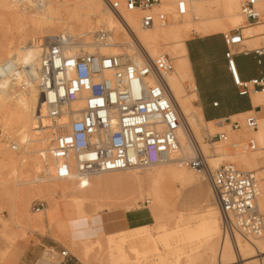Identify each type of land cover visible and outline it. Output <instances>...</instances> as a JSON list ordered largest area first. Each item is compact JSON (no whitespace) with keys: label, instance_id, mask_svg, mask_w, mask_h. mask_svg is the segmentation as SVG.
Returning a JSON list of instances; mask_svg holds the SVG:
<instances>
[{"label":"bare ground","instance_id":"bare-ground-1","mask_svg":"<svg viewBox=\"0 0 264 264\" xmlns=\"http://www.w3.org/2000/svg\"><path fill=\"white\" fill-rule=\"evenodd\" d=\"M110 1L122 3V0ZM177 1L179 0H162L160 5L154 7L155 11L167 12L166 23L143 28L140 25L141 13L138 10L127 11L121 6L119 17L110 10L109 0H22L21 2L0 0V23L19 33L18 37L9 44H0V64L4 61L7 63L5 71L1 70L0 75V123L2 124L0 136L11 139L9 143H3L0 139V190L6 191L12 185L15 187L12 190L14 196L19 198L22 205H27L29 200L27 191L22 192L19 187L24 184H36L32 192L41 194L46 188L43 186L44 182H61L63 189L70 195L61 206L64 217L60 218L58 228L61 232L69 231L72 243L76 244L75 249L78 251L76 254L84 261L93 256L95 248L102 247L100 236L103 235L107 238L104 246L106 264H142L138 258L135 260L128 256L125 246L129 239L125 231L140 230L154 221L162 232L158 241L169 249L173 248L186 254L184 258L174 260L165 255L162 257L163 264H233L237 260H241L244 264H263L262 239L246 237L240 233H235L234 237L223 234L219 210L216 204L210 201L213 197L207 181L209 194L201 204V210L196 212L194 208L185 212L176 209L169 211V206L158 189V177L162 174L163 166H169L167 173L178 184L184 186L199 182L201 174L191 167L187 170L185 165L179 163V158L182 156H192L201 151L205 154L209 165L216 166L226 156L237 153L238 157L234 158L233 162L235 160L237 164L246 165V172H256L257 182H261L257 183L258 195L264 202V174L257 167L258 155L264 153V90L256 91L250 88L253 104L263 108L262 115L260 112L261 116L258 117L257 129L250 134L234 135L235 142L231 141V144L228 141L233 135L226 137L223 143L217 140L214 142L218 143L216 150L210 152L203 137V124L216 123L224 119L205 121L200 107L194 104L197 95L185 45L186 37L192 29L203 34H213L238 26L242 21L239 12L240 0H183L187 7V12L183 15L176 13ZM218 6L222 8L223 16L231 20L229 25L223 23L219 16L212 15L213 9ZM257 7L259 12L264 14V0H258ZM100 29L110 31V36L105 42L94 38L95 32ZM61 32L79 38V43L73 50L99 52L102 55L122 54L140 62L144 61L145 56L152 59L167 56L170 59L171 67L162 75L180 112L182 124L178 130L180 147L167 161L148 166H133L126 170L95 173L83 178H78L75 172L65 180L55 177L54 160L49 153L53 130L47 127L46 107L38 87L40 76L38 68L42 38ZM241 34L242 44L247 43L248 48L264 43V20L258 24L242 27ZM104 76L110 78L112 74L107 71ZM185 82L188 83L187 90L184 86ZM70 106L81 108L83 101L78 99ZM254 112L250 110L236 116H245ZM241 138L244 140L251 138L254 149L240 151L237 147L230 151L227 142L237 146L243 141H240ZM8 147L14 148V152L9 151ZM139 169L147 172L145 180L138 177ZM27 172L34 173V176L29 177ZM36 172L42 174L35 176ZM125 172L128 173L126 177L135 183L129 192L130 195L132 197L138 195L132 198L133 202L125 208L106 210V217L110 220L119 218L122 223L120 227L111 228L112 230L87 227V223H97L100 217L102 218L101 214L105 213L103 211L90 213L86 209L87 204L94 205L93 212H95L105 200L110 198L91 189L92 176L98 178L101 174L120 175ZM10 179L15 180L16 184ZM101 181L99 180L100 183ZM142 181L147 183L145 192L147 205H139L136 201L137 197L142 196L143 190L139 189ZM54 204L55 199L50 197L48 208H43L41 211H48L51 217H54L52 213ZM125 213L132 216L131 226L123 219ZM187 213L195 214L185 217ZM39 225H42V221ZM88 231L93 234H89ZM218 232H220L219 240L215 238ZM184 245L191 249L182 251ZM129 249L136 251L134 247ZM155 249L158 250V247ZM99 264L104 263L100 261Z\"/></svg>","mask_w":264,"mask_h":264},{"label":"built area","instance_id":"built-area-1","mask_svg":"<svg viewBox=\"0 0 264 264\" xmlns=\"http://www.w3.org/2000/svg\"><path fill=\"white\" fill-rule=\"evenodd\" d=\"M257 2H240V12L247 25L261 22ZM161 3L162 0H122V3L109 0L108 5L119 17L121 6L127 11L138 10L140 25L150 28L168 20L166 12L154 10ZM175 10L178 15L185 14V2L177 1ZM109 36L110 31L105 29L94 34L101 42ZM222 37L227 48L224 54L227 68L238 94L248 95L250 88L264 90L263 78L238 80L234 48L243 45L240 28L222 33ZM78 43L79 38L61 32L44 36L40 47L38 87L46 107L47 127L53 130L49 153L54 160L55 177L65 180L75 172L78 178H83L167 161L180 147L178 130L182 124L162 75L171 67L170 59L145 56L140 62L122 54L73 50ZM256 52L263 54L264 48ZM6 65L5 61L0 64V75ZM107 71L112 74L110 78L104 76ZM78 99L83 101V106L71 107ZM216 105L214 102L213 106ZM224 120L232 130L241 126L230 117ZM243 126L247 130L257 129V116L246 115ZM226 137L224 132H217L210 135L209 140L225 141ZM241 147L254 149L251 139L242 142ZM179 163L202 174L209 183L224 235L234 237L235 233H240L264 241V220L257 206L254 172L242 171L232 163L212 168L201 151L182 156ZM43 208L44 203L39 201L31 209L40 212ZM60 254L69 255L65 249ZM233 264L244 263L237 260Z\"/></svg>","mask_w":264,"mask_h":264},{"label":"rangeland","instance_id":"rangeland-1","mask_svg":"<svg viewBox=\"0 0 264 264\" xmlns=\"http://www.w3.org/2000/svg\"><path fill=\"white\" fill-rule=\"evenodd\" d=\"M262 14L263 13H260L261 21L264 20L263 18L264 14L263 15ZM212 15L219 16L221 21L225 23L226 25L230 24L231 20L223 16V10L220 6L215 7L213 9ZM241 18H242V21L238 26L231 27V29L228 28L227 30H223L221 32L227 33L230 30L237 29V28L242 29V27L247 26V22L242 14H241ZM10 29L12 28H8L7 26L3 25V23H0V44L1 43L9 44L11 41L15 40L18 37L19 33L16 30H13V29L10 30ZM197 34H203V33L197 32L193 29L190 30L186 37V40L187 38H189V36L192 37ZM247 45H248L247 43H244L241 46H236L234 49L239 50V49H242L243 47L248 48ZM184 86H185V89L187 90L188 83L185 82ZM262 109L263 108H261V110ZM261 110L255 111L253 113L257 116V121L259 119L258 117L262 115ZM260 112H261V115H260ZM245 116L231 117L232 121L238 120L241 125L240 128L237 130H232L230 127V124H228L224 120H219L216 123L211 122V123L203 124L202 132H204L203 134L205 136L203 135V137L205 138V142L208 144V150L210 152H214L216 150L218 143H214V142L217 141L218 139L212 138L211 140H209V136L217 132H224L225 134H227V138H229L230 135H233V137L229 138L228 142L230 144L232 143L231 141L235 142L234 135H246V134H250V132L252 133L253 130H247L243 126V120ZM1 125L2 124L0 123V131L2 134ZM206 130H207V133H206ZM206 136H207V140H206ZM248 138L246 140H249ZM0 139H1V142L3 143L11 142L10 137L9 139L7 138L5 139L1 135ZM246 140H244V138L240 139V141L242 142ZM221 142L223 143L224 141H221ZM228 142H227V145H228L227 147L230 149V151L237 149V147L239 148L240 151L243 149L241 147L242 142H240L237 146H232L228 144ZM4 145L6 146V144ZM7 149L9 151L11 150V152L12 151L14 152V150H12L10 147H8ZM36 156H38V154ZM236 157H238V154L232 153L226 156L218 165L216 166L211 165V167L216 168L220 166L221 164L232 163L238 169L242 171H247L246 170L247 167L243 163L237 164L235 163V160L233 162V159ZM257 161H258L257 167L260 170H262V173L264 174V153H261V155H258ZM168 167L169 166H163L161 168L162 174L159 175L158 177V180H159L158 189L163 194L165 202L167 206H169V211H172L173 209L179 210L182 208V205L183 207H185L186 205L191 204L193 200L191 197H189V194H186L180 199L177 205V199L181 193V190L185 186H188V185L183 186L181 184L176 183L175 180H173V178L170 177V175L167 173ZM186 169L188 170L191 168L186 166ZM27 173L29 174L28 175L29 177H32V175L34 176V173L33 174H31L30 172H27ZM41 174H39V172H36L35 176L36 175L39 176ZM127 175H128L127 172L122 173L120 175L119 174L118 175L116 174L102 175L101 174V176L98 177L100 178L99 180H102L101 183L99 182V180H97L98 179L97 176L96 178L95 176H92L93 184L91 186V189H93V191H95L96 193H101V194L103 193L104 195H108L110 198L105 200L104 204L99 209H97V211L95 212H93L94 205H92L91 203L87 204L86 206L87 211L90 213L96 214V213H101V211L107 212L108 210H111V209L115 210L118 208H125L127 207L128 204H131L133 202L132 198L136 197L138 194H135L133 197L130 195L129 192L132 190L133 184L135 183H133L134 182L133 180L130 181V179L126 177ZM22 177L24 178V176ZM138 177L145 180V178L147 177V172L143 169H139ZM203 178L204 177L201 174V178L199 177V182L202 183V185L204 186V187L203 186L201 187V189L203 190V196H204L205 191L203 188L207 186V182ZM10 181L11 182L14 181V183L16 184L15 180L10 179ZM96 181L97 183H95ZM257 183L260 184L261 182L258 181ZM10 186L9 187L7 186L8 190L6 191L0 190V264H10V262L8 263L7 259L10 258L11 249L14 245L13 243L16 242L15 240L19 238H23V239L27 238L29 234H33V233L49 235L55 242L59 243L61 246H63L65 250L68 251V253L70 254L69 256L75 257L78 260H81L87 264H99L100 261L106 264L105 262L106 250L104 249V246L106 244L107 238L105 236L103 235L100 236V244L102 247L94 249V253L92 254L94 257L92 256L86 261H84L82 260V258L78 256V254H76V251H77L75 249L76 244L72 243L70 239L69 231L66 230L64 232L63 231L61 232V229L58 228V224L60 223L59 221H61L60 218L62 219L64 217V212L61 209V206L63 205L65 200L68 199V196L70 195L68 192H66L63 189V185L61 182H53V181L44 182L43 186L44 187L46 186V188L44 192H41V194L32 192L33 191L32 189L36 186V184H30V185L24 184L22 186L20 185L21 187L19 188L23 190L22 192L27 191V194L29 197L27 205H24V204L22 205L21 202H19L20 201L19 198L17 196H14V192L12 191L15 187H13L12 185ZM95 187L97 189H95ZM139 189L143 190L142 196L140 198L137 197L136 201H138L137 203L139 205H142V204L147 205L148 203H146V196H145V192L147 190V183L145 181L144 182L142 181L141 188ZM199 191H200V186L197 187L193 191V193L196 194ZM47 196L48 198H46ZM49 196L55 199V204L52 210L54 217H51L49 212L45 210L41 212L32 211L31 209L32 205L39 201H42L44 203V208H48L49 206L48 199L50 198ZM258 197H259L258 198L259 209H260V212L263 214V220H264V202H262L263 200L260 198L261 197L260 195H258ZM210 201L214 203L212 198ZM200 208H201V205L194 208L195 209L194 212L200 211L201 210ZM194 214L195 213H187L185 214V217L194 216ZM40 221H42V225H39ZM125 234L128 236V239H129L128 243L125 246L126 247L125 249L128 251V254H129L128 256L135 260L138 258V260L141 261L142 264H163L162 257H164L165 255L171 260H174L176 258L181 259V258H184V256H186V254L181 253V251L174 250L173 248L169 249L167 246H163L164 244H162V242L158 241L159 237L162 235V232H160V229L156 226L154 221H152L150 224H148L146 227L140 230H131V229L127 230L125 231ZM98 235L99 233H97L96 236ZM215 238L219 240L220 232L217 233ZM129 247H134L136 251L134 252L133 250H130ZM156 247H158V250L155 249ZM183 247L184 248L182 249V251H187L191 249L187 245H184ZM50 252L54 253L52 251Z\"/></svg>","mask_w":264,"mask_h":264},{"label":"crops","instance_id":"crops-1","mask_svg":"<svg viewBox=\"0 0 264 264\" xmlns=\"http://www.w3.org/2000/svg\"><path fill=\"white\" fill-rule=\"evenodd\" d=\"M222 33L189 36L185 43L190 61L191 76L197 95L194 104L200 107L205 121L234 117L250 110H261V106L253 104L251 92L244 96L238 94V87L235 85L227 68V61L224 55L227 48L224 44ZM262 48H264L263 42L254 48L243 47L239 50L234 49L239 81H249L255 78L264 79V53L258 54L256 52L257 49ZM214 102L217 103L216 106H213ZM199 186L200 191L196 194L193 193ZM202 186V183L196 182L185 186L181 190L177 205L186 194H189L193 201L185 207L182 205L179 210H192L205 201L207 194H209V187L207 184L203 188L205 191L203 196ZM101 216L102 218L100 217L97 223H87V227L112 230L113 228H119L122 224L118 220L119 218L115 219L116 223L115 220H110L106 217V212L101 214ZM123 219H125L127 225L131 226L133 224L131 214L125 213ZM84 225L86 226V224ZM88 233L93 234L90 231ZM15 241L11 249L10 258L7 259L10 264H87L69 256V253L66 257L61 256L60 253L64 250L63 246L55 242L49 235L33 233L29 234L27 238H19Z\"/></svg>","mask_w":264,"mask_h":264}]
</instances>
